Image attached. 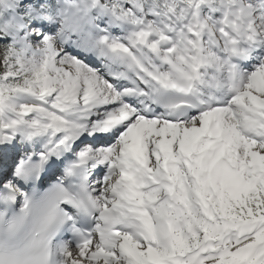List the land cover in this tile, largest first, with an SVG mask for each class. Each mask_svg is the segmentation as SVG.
Here are the masks:
<instances>
[{
  "label": "snow or ice",
  "instance_id": "snow-or-ice-1",
  "mask_svg": "<svg viewBox=\"0 0 264 264\" xmlns=\"http://www.w3.org/2000/svg\"><path fill=\"white\" fill-rule=\"evenodd\" d=\"M0 264H264V0H0Z\"/></svg>",
  "mask_w": 264,
  "mask_h": 264
}]
</instances>
